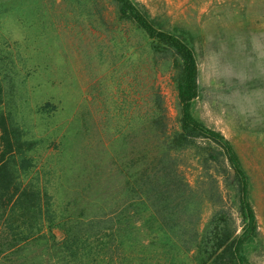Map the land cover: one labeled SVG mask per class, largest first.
<instances>
[{
    "label": "rangeland",
    "instance_id": "374dc122",
    "mask_svg": "<svg viewBox=\"0 0 264 264\" xmlns=\"http://www.w3.org/2000/svg\"><path fill=\"white\" fill-rule=\"evenodd\" d=\"M132 1L191 47V112L229 140L245 173L253 228L237 210L232 184L221 182V199L201 207L199 229L207 237L226 219L241 236L237 264H264V0ZM176 70L173 55L120 17L115 0H0V149L3 133L21 143L15 170L5 166L0 176L37 187L56 220L116 218L137 185L142 154L154 155L151 148L178 127ZM192 152L172 154L189 179L206 171ZM107 235L88 239L107 241L101 247L111 253L95 264H218L208 240V252L181 242L157 251L156 243L143 250ZM61 236L55 225L3 213L0 264H63Z\"/></svg>",
    "mask_w": 264,
    "mask_h": 264
},
{
    "label": "trees",
    "instance_id": "16d2710c",
    "mask_svg": "<svg viewBox=\"0 0 264 264\" xmlns=\"http://www.w3.org/2000/svg\"><path fill=\"white\" fill-rule=\"evenodd\" d=\"M115 2L120 17L133 22L157 47L173 55L177 66L173 80L179 105L178 127L168 133L166 139L162 138L156 149L151 148V152L155 151L154 155L149 151L142 154L144 165L133 180L137 185L128 187L130 196L123 199L125 205L117 211L116 218L109 213L107 217L97 216L86 222L56 220L54 215L47 216L37 187L31 184L21 187L19 182L10 184L11 175L0 176V186L4 187L6 196L0 203V215L4 213L19 222H47L49 230L53 225L59 227L62 236L56 244L61 248L63 264H95L111 257L107 248L101 247L107 241L102 243L99 240L100 236H108L107 233L119 246L125 242L127 246L144 250L149 247L146 244L156 243L157 251H170L181 242L189 250L208 252V240L211 248L209 259L213 257L218 264H237L241 258V236L233 234L235 229L227 224L226 219L221 224L215 221L207 237L199 229L201 207L203 203L214 205L213 201L221 199V182L232 184L237 210L243 221H247V230L253 228L254 216L247 197L245 173L229 140L219 130L203 124L191 112V101L197 94V67L193 51L172 32L156 27L147 12L132 0ZM3 134L0 175L5 166L15 170L14 158L21 146L13 136ZM22 143L31 146V142L24 140ZM184 149L193 150L196 162L206 169L193 179L187 176L182 162L172 157L174 151ZM187 203L194 207L189 214L185 211ZM143 213L147 215L143 216ZM131 215L134 217L128 218ZM92 237L99 238L89 241ZM93 242L100 246L93 245ZM199 264H206V261L201 260Z\"/></svg>",
    "mask_w": 264,
    "mask_h": 264
}]
</instances>
